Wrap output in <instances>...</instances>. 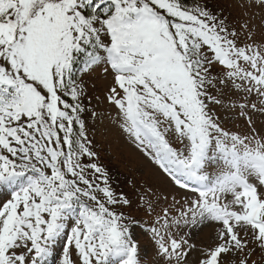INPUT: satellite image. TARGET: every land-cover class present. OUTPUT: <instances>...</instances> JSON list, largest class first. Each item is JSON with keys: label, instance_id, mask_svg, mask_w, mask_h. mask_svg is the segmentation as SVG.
Instances as JSON below:
<instances>
[{"label": "snow or ice", "instance_id": "obj_1", "mask_svg": "<svg viewBox=\"0 0 264 264\" xmlns=\"http://www.w3.org/2000/svg\"><path fill=\"white\" fill-rule=\"evenodd\" d=\"M230 8L0 0V264H145L149 247L162 264H187L194 251L196 264L264 259V178H218L221 187L240 180L229 210L209 200L215 186L203 172L220 158L254 160L264 174V156L237 148L249 136L225 127L242 120L260 135L264 20L254 21L264 0ZM98 124L118 129L168 184L193 196L114 187L99 162ZM209 221L213 247L172 234Z\"/></svg>", "mask_w": 264, "mask_h": 264}, {"label": "rangeland", "instance_id": "obj_2", "mask_svg": "<svg viewBox=\"0 0 264 264\" xmlns=\"http://www.w3.org/2000/svg\"><path fill=\"white\" fill-rule=\"evenodd\" d=\"M218 3L225 8V13L231 10V0H218ZM252 11L251 9L249 10ZM264 20V10L261 11V15L254 21L259 27L261 21ZM104 79L100 77L95 80L97 90H102L104 87ZM254 123L257 129L260 130V135L253 138L249 133V128L242 120H233L230 124H226L225 127H230L231 131L239 132L242 135H248L249 141L243 146L237 145L238 150L243 153L248 150L252 156L257 153L264 156V117L254 116ZM94 137L96 141V150L99 152L101 159L106 162L111 169L116 170L118 175L124 174L127 181L120 182V185L124 186V191L131 193L132 185H135L137 189L144 186L157 188V195L162 192H167L174 195L177 200L187 195L192 197V193H185L183 190L174 188L168 184L165 179L159 175L152 163H150L138 148L129 141L127 136L120 133L118 129L114 127H105L98 124ZM252 149H256L257 152L252 153ZM215 155V153H213ZM254 161L246 163L245 160H241L238 166H232L225 163L223 159L217 158L210 160L207 166L203 169L204 174L208 176V186L211 188L215 186V191L208 192V198L212 202H218L220 206L227 205L229 210L231 206L236 203L233 199L235 194H238V180H235L223 187L217 183L218 178L224 176H238L245 182L255 183L262 179V173L254 166ZM261 194L264 195V189L261 190ZM213 197L215 200L213 201ZM171 198L169 200H162L156 211L160 212L164 207L171 205ZM181 207L183 204L180 205ZM170 212L175 215V209L170 207ZM216 225L212 222H206L198 228H190L188 226L180 228L178 231L172 229L173 235H179L184 237L189 232L190 240L195 243L197 249L210 248L215 244L214 229ZM191 247V243L188 245ZM198 252L194 251L192 257L189 258L187 264H193L196 262ZM155 253L149 247L146 249L145 264H162L159 260L155 259ZM254 264H264V259L260 258V254L253 257Z\"/></svg>", "mask_w": 264, "mask_h": 264}, {"label": "trees", "instance_id": "obj_3", "mask_svg": "<svg viewBox=\"0 0 264 264\" xmlns=\"http://www.w3.org/2000/svg\"><path fill=\"white\" fill-rule=\"evenodd\" d=\"M106 169H107V171H108V174H109V169L106 167V166H104ZM115 172H116V170H115ZM116 180V181H115ZM115 180H113V181H111L112 182V184H113V186L115 187V185H114V183H116L117 182V189L118 190H120V191H124V186L123 185H120V182H124V181H127V178H126V176L124 175V174H121V175H118V177L117 178H115ZM114 182V183H113ZM124 192H126V191H124Z\"/></svg>", "mask_w": 264, "mask_h": 264}]
</instances>
